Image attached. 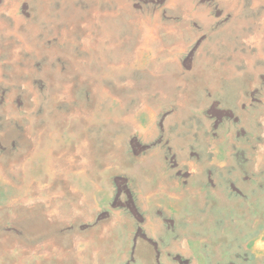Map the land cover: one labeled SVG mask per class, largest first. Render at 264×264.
<instances>
[{"label":"rangeland","instance_id":"374dc122","mask_svg":"<svg viewBox=\"0 0 264 264\" xmlns=\"http://www.w3.org/2000/svg\"><path fill=\"white\" fill-rule=\"evenodd\" d=\"M0 264H264V0H0Z\"/></svg>","mask_w":264,"mask_h":264}]
</instances>
